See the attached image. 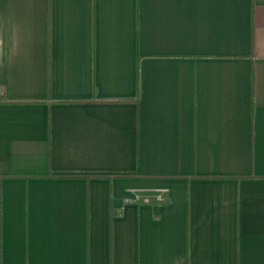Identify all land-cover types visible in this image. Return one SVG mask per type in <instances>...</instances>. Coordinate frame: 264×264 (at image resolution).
I'll list each match as a JSON object with an SVG mask.
<instances>
[{
    "label": "crops",
    "instance_id": "1",
    "mask_svg": "<svg viewBox=\"0 0 264 264\" xmlns=\"http://www.w3.org/2000/svg\"><path fill=\"white\" fill-rule=\"evenodd\" d=\"M0 264H264V0H0Z\"/></svg>",
    "mask_w": 264,
    "mask_h": 264
}]
</instances>
